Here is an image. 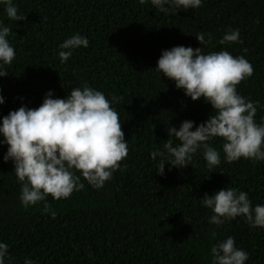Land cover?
<instances>
[{
	"label": "trees",
	"instance_id": "obj_1",
	"mask_svg": "<svg viewBox=\"0 0 264 264\" xmlns=\"http://www.w3.org/2000/svg\"><path fill=\"white\" fill-rule=\"evenodd\" d=\"M25 20L0 22L15 59L0 78V117L21 105L38 107L45 93L65 98L85 83L104 93L119 115L128 145L123 171L117 170L100 189L85 187L67 199L47 198L23 208L20 183L0 146V241L9 246L10 261L23 264H210V248L228 236L248 253L246 264H264V229H250L242 218L217 228L208 223L210 210L200 198L224 187L248 194L253 206L264 204V162L221 163L209 170L201 153L183 168L165 165L156 174L167 127L191 120L194 127L211 114L202 99L195 102L173 82L153 70L162 50L201 47L195 34L211 41L204 54L226 50L244 56L253 74L237 92L257 105V123L264 117V0H203L188 11L158 12L138 0H13ZM239 29L242 43L220 44L225 32ZM79 33L89 40L64 63L59 44ZM244 49H247L245 52ZM176 141L174 140V144ZM212 145L220 150V141ZM213 172V173H212ZM55 212V218H51ZM215 232V236H213Z\"/></svg>",
	"mask_w": 264,
	"mask_h": 264
},
{
	"label": "clouds",
	"instance_id": "obj_2",
	"mask_svg": "<svg viewBox=\"0 0 264 264\" xmlns=\"http://www.w3.org/2000/svg\"><path fill=\"white\" fill-rule=\"evenodd\" d=\"M138 2L145 4L146 0ZM147 2L167 14L197 9L203 0ZM0 6L10 20H25L13 0H0ZM10 34V27L0 22V78L8 75L5 66L15 59L8 40ZM194 34L201 47L174 46L162 50L153 71L173 82L191 101L202 99L212 112L195 127L191 120L181 122L178 129L167 127L168 139L162 149L149 153L153 160L159 157L155 169L159 176L164 175L166 164L169 170L187 167L198 152L209 170L221 163V153L229 163L241 159L253 164L264 162V117L257 123V105L236 90L241 81L252 76V65L244 56L234 57L226 50L204 54L201 48L211 41V35L206 39L202 32ZM225 43H242L239 29L227 30L220 40V44ZM88 44L89 40L79 33L66 38L59 44L60 62L64 63L76 49L87 48ZM116 101V97L110 101L103 92L85 83L73 88L63 99L48 91L38 107L21 105L0 117V146H7L3 161H11L13 165L23 208L43 202V211L48 213L49 196L53 200L67 199L74 191L82 190L84 182L100 189L117 170L123 171L121 162L127 157L128 145L119 115L112 107ZM4 102L0 96V105ZM217 139L219 151L212 145ZM200 203L211 212L208 223L217 228L242 218L250 229H264V204L253 206L244 191L224 187L211 196L205 194ZM55 215L51 212V218ZM248 258L232 236L210 248V264H246ZM7 261H10L9 246L0 241V264ZM23 264L36 261L25 258Z\"/></svg>",
	"mask_w": 264,
	"mask_h": 264
}]
</instances>
